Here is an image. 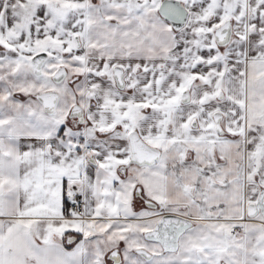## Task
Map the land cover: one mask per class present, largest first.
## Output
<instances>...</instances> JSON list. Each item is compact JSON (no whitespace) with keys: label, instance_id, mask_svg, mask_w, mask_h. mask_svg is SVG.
<instances>
[{"label":"snow or ice","instance_id":"obj_1","mask_svg":"<svg viewBox=\"0 0 264 264\" xmlns=\"http://www.w3.org/2000/svg\"><path fill=\"white\" fill-rule=\"evenodd\" d=\"M0 264H264V0H0Z\"/></svg>","mask_w":264,"mask_h":264}]
</instances>
